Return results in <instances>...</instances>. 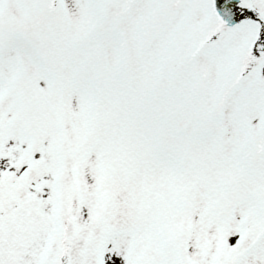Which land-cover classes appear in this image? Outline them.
Instances as JSON below:
<instances>
[{
  "label": "snow or ice",
  "instance_id": "obj_1",
  "mask_svg": "<svg viewBox=\"0 0 264 264\" xmlns=\"http://www.w3.org/2000/svg\"><path fill=\"white\" fill-rule=\"evenodd\" d=\"M0 264H264V0H0Z\"/></svg>",
  "mask_w": 264,
  "mask_h": 264
}]
</instances>
